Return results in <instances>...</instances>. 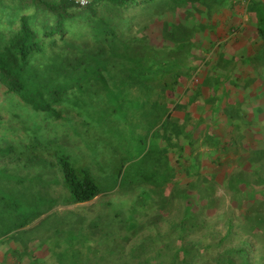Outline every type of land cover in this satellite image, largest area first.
<instances>
[{"label": "trees", "instance_id": "16d2710c", "mask_svg": "<svg viewBox=\"0 0 264 264\" xmlns=\"http://www.w3.org/2000/svg\"><path fill=\"white\" fill-rule=\"evenodd\" d=\"M237 9L244 10L264 43V0H90L87 6L74 0H0V87L6 105L11 104V109L4 104L0 109L18 120L0 131V157L16 151L12 143L25 142L22 132L27 148L24 167L45 170L46 159L33 149L52 145L56 137L42 140L33 129L28 132L34 135H28L27 110H32L58 120L75 114L80 119L75 126L87 132L93 126L99 136L109 135L111 145L125 126L134 136L144 126L143 136L155 132V148L165 150L159 165L165 166L164 159L173 162L168 194L160 196V203L133 185L127 194L134 195L136 205L128 217L119 210L110 217L114 201L105 203L107 209L88 225L83 214L71 222L66 217L62 250L58 251V239L56 255L50 248L35 249L32 257L40 262L27 259L29 264H256L255 258L263 257L264 120L261 126L256 121L254 145L244 146L247 171L240 160L223 163L229 161L220 158L228 142L217 139L214 127L227 124L238 130L248 124L239 115L248 97L256 92L253 98L264 102V50L241 56L226 49V38L208 47L200 38L221 22H230L228 12ZM237 27L231 25L228 31L234 32L235 40ZM241 59L244 64L238 63ZM244 92L247 97L241 98ZM207 111L213 120H205ZM73 133L83 140L85 152L102 139L97 135L92 141L80 129ZM53 154L61 180L47 181L41 175L31 179L39 178L34 191L45 199L48 211L59 199L82 211V205L104 195L88 169ZM9 172L0 165V190H9ZM60 182L66 195L57 199L49 189ZM219 188L232 194L234 207H229L232 212L224 227L217 220L222 217L221 199L215 195ZM11 197L0 193L4 221L19 209ZM139 210L147 221L138 224ZM67 213L75 216L74 210ZM123 217L132 227H127L126 236L114 237L109 230L98 233L101 221L103 228L112 225L125 233Z\"/></svg>", "mask_w": 264, "mask_h": 264}, {"label": "rangeland", "instance_id": "374dc122", "mask_svg": "<svg viewBox=\"0 0 264 264\" xmlns=\"http://www.w3.org/2000/svg\"><path fill=\"white\" fill-rule=\"evenodd\" d=\"M239 10L242 15L241 17L244 18V10ZM247 21L248 22L246 23L251 24L250 18ZM220 24H223V26H220ZM220 24L217 27L215 26L216 28L208 35V37H200L205 41L204 47H206V45L207 47L210 46L211 42H214V44L215 42H222L225 38L226 40L222 44L228 46L231 45L234 50L244 45L242 44L243 42H230L234 39L232 36L234 32H231V35L228 34L229 28L232 25L229 21L221 22ZM155 25L160 27L161 22L157 21ZM211 54H208V56H211ZM238 63L244 64L242 59L241 61L238 60ZM3 94L4 89L0 87V104H4L8 109H11L10 102L6 105V99ZM27 111L31 112V115H27L26 130L29 136L36 133L35 135L42 137V140H47V138L52 140L53 136L56 138L52 142V145L45 144L47 147H41V149L38 150L33 149L35 150L33 152L34 154L41 153L44 159H46V162L43 164L47 165V167H44L45 170L31 169V165L27 166L28 169L24 167L26 163L24 158L27 155V148L25 147V136L22 132H19V136H23L25 142L12 143L16 148V151H13L6 157H0V165L3 166L5 164V166L10 169L9 174L12 175L11 186H9V183L6 184L9 190L1 188L0 193L6 197L12 196V202H14L16 207L19 208L11 216L12 218L5 217L8 221L0 219V264H29L27 259L40 262V260H35V258L32 257L35 249L38 251H45L50 248V250H54V253L51 252V254L56 255L55 251L57 249L58 239H60L59 245H61V248H59L58 251L60 252L64 247L62 243L66 238L62 237L61 228L66 217H68L71 222L72 220H77L79 214H83L85 218L87 217L86 225H88L89 221H97V216L103 214V209H107L104 205L105 203L113 201L112 206L108 210L110 217L113 218L118 210L121 211V214L124 213L126 217H128L130 215L128 211L130 213L133 212V210H135V206L133 208V205H136L134 195L127 194V190L133 185L137 192L144 194V197L150 198L152 201L156 200L158 203L161 201V195L168 194L167 190L171 184V178H173V162H168L164 159V163H166L165 166L163 167V165H159L158 158L164 157L163 154L165 150L163 151V149H161L158 152V149L155 148V146H157L156 139L158 136V134L154 135L155 132L150 133L146 138L143 136V126L139 127L136 131V136H134L125 126L121 130L123 135L117 137L116 140L114 139V144L111 145V138H109V135L99 136L95 133L96 130L93 126L89 132L84 130L83 126H75L74 124L80 122V119L76 117L75 114L70 115V120L74 121L71 122L65 118L58 120L54 117H49L47 113L44 112H35L32 110ZM12 116H14V113H9L5 109H0V131L2 128L7 127L8 125L11 126L14 122H18L17 119H12ZM63 116L67 117L68 115L63 114ZM22 118L26 119V116L22 115ZM11 122L12 124H10ZM18 125L20 124H17V126ZM37 128H39L38 131L36 130ZM31 129L35 131L32 134L28 132V130L31 131ZM78 129L86 132L89 138L86 137L92 141L99 136L98 138H102L100 139L101 142L96 145L91 143V147L88 148L89 151L85 152L86 149L83 140L73 133L74 130L77 132ZM1 134L2 133H0V136H2ZM158 143H160V141ZM0 145L2 146V142H0ZM28 145L29 139L27 137V146ZM53 151L57 152L58 156L64 155L68 157L76 167L88 169L94 176V179L102 189L104 195L102 194L98 196L93 202L82 205L86 208L82 211H78L75 210L78 207L77 205L64 206L60 203V196L62 197L63 195H66V190L60 182L58 185L51 186L49 189L51 196L57 197L59 202L55 204V207L51 211H48L45 199H40L34 191L35 185L39 184L37 183L39 178L35 181L31 179L35 176L41 175L47 181H50L53 178H57L59 181L61 180L62 176L59 166L56 165L57 160ZM149 151L150 153H148ZM245 156H247L246 153ZM245 156L243 155L240 157L239 163L242 165L243 170L247 171L249 165L246 164L247 159ZM51 165H53V167ZM193 169L195 170L196 168ZM220 171L221 174H223V168H221ZM23 177H27V180L24 178L22 179L24 182L20 183L19 181ZM147 185H149L150 188H147ZM163 189L166 193H159V191ZM116 191H120V193L117 194ZM215 195L221 199V210L219 211V214L222 217L217 220L221 226L224 227V225L228 224V219L231 216L230 212L232 211L229 210V207L234 209L230 203L232 194L228 193L226 188H219ZM73 210L75 211V216L72 218L67 211ZM63 212H65V214ZM136 212V220L138 224L147 221L144 211L139 210ZM123 219L126 224L124 229L125 233H119V228L112 225L111 228H103L101 226L103 221L100 222V228L97 230L98 233L99 231L109 230L113 233L114 237L118 234L126 236L128 234L126 233L127 227L129 226L130 229H132V227L129 225V218L125 219L123 217ZM13 222L14 225L12 224ZM88 230V233H90L91 229ZM3 235H5V237L1 238ZM99 237L101 239V235H99ZM51 241H53L54 244L50 243ZM93 245L97 246L94 243ZM260 250L262 252L264 251V244L260 246ZM45 255L46 252L42 256V262L46 260ZM23 259L25 261L24 263H21ZM255 260L257 261L256 264H264V255L262 258L261 256H259L258 259L255 258Z\"/></svg>", "mask_w": 264, "mask_h": 264}, {"label": "crops", "instance_id": "0c3cea01", "mask_svg": "<svg viewBox=\"0 0 264 264\" xmlns=\"http://www.w3.org/2000/svg\"><path fill=\"white\" fill-rule=\"evenodd\" d=\"M236 13L237 16H233L232 14ZM230 20V23L234 26H238L237 28L240 29L238 33V39H233L230 42L236 41V43H242L244 44L242 47L238 49H233L232 46H227L226 49H232L234 52L238 53L239 55H252L254 52H259L261 50H264V43L260 40V38L256 35L255 32V27L252 24H248L247 20L249 19L248 16L245 14L244 18H242L240 14V10H233L232 12H228L227 14ZM205 75V74H204ZM257 86H259V83H256ZM256 88V87H255ZM254 89V88H253ZM256 90V89H254ZM257 93H259L257 91ZM244 98L246 96L245 92L241 93ZM261 94V93H260ZM256 95V92L253 93L252 97H248L247 102H245V106L242 107L239 115L248 121L244 123L243 126L240 127V129H234L233 127L231 128L229 125H223L222 127H214V133L216 134L217 139L224 143H227L226 147H223V150L221 152L220 158L223 160H229L228 162L223 161L225 165L227 164H232L234 162H237L240 160V157L244 155V146L246 145H254V135L253 131L256 130L257 125L256 121H260L261 124L263 123L264 120V102L260 103L258 102L259 99L254 97ZM247 97V96H246ZM262 97V96H261ZM260 97V100H261ZM238 98V97H236ZM246 109V110H245ZM203 117H205V120L210 121L213 120L212 116L209 111L203 114ZM210 124H212L210 122ZM252 124V125H251ZM204 135V134H203ZM203 140V136H202ZM202 142V141H201ZM201 150H207L206 148H201Z\"/></svg>", "mask_w": 264, "mask_h": 264}, {"label": "built area", "instance_id": "2783aa9c", "mask_svg": "<svg viewBox=\"0 0 264 264\" xmlns=\"http://www.w3.org/2000/svg\"><path fill=\"white\" fill-rule=\"evenodd\" d=\"M76 3H78L80 6H87L90 0H74Z\"/></svg>", "mask_w": 264, "mask_h": 264}]
</instances>
